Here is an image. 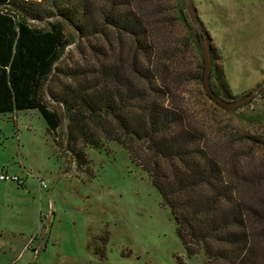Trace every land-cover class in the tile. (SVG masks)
Wrapping results in <instances>:
<instances>
[{"label":"rangeland","instance_id":"1","mask_svg":"<svg viewBox=\"0 0 264 264\" xmlns=\"http://www.w3.org/2000/svg\"><path fill=\"white\" fill-rule=\"evenodd\" d=\"M139 1L154 21L150 87L166 94L156 95L158 101L181 105L207 137L228 147L240 172L256 171L264 179V89L234 111L217 106L199 79L203 64L197 32L184 1ZM189 1L209 42L212 68L223 74L233 97L227 101L240 99L264 81V0ZM33 24L46 27L45 22ZM65 32L73 38L60 59L66 73L75 67L96 69L119 51L118 40L122 58L129 48L133 52L128 39L108 30L106 36L84 38L72 28ZM57 75L53 89L72 84L66 75ZM48 89L45 100L56 108ZM66 132L64 119L55 142L37 110L0 115V175L24 181L23 186L0 181V264H203L201 255L187 256L171 211L123 147L103 142L90 148L75 141V152H65ZM261 185L264 189V180ZM49 203L44 241L33 251L25 241ZM94 237L98 242L106 238L104 258L93 245L87 247Z\"/></svg>","mask_w":264,"mask_h":264},{"label":"trees","instance_id":"2","mask_svg":"<svg viewBox=\"0 0 264 264\" xmlns=\"http://www.w3.org/2000/svg\"><path fill=\"white\" fill-rule=\"evenodd\" d=\"M146 12L139 0H0V115L37 110L55 142L67 119L65 152H75V141L90 148L117 143L171 211L188 257L201 255L203 264H264V179L240 172L228 147L207 137L181 105L158 101L156 95L166 94L150 87L155 36ZM39 22L46 27L34 26ZM66 28L80 38L121 34L133 52L122 58L118 40L119 51L96 69L66 73L59 65L73 42ZM59 73L72 84L53 89ZM46 85L56 108L45 100ZM210 85L233 99L215 68ZM91 240L87 247L104 258L106 238Z\"/></svg>","mask_w":264,"mask_h":264},{"label":"water","instance_id":"3","mask_svg":"<svg viewBox=\"0 0 264 264\" xmlns=\"http://www.w3.org/2000/svg\"><path fill=\"white\" fill-rule=\"evenodd\" d=\"M183 1L186 6L188 15L191 19V22L196 27L198 46L200 49L201 59H202V64H203L201 83H202L204 93L209 98V100L215 103L217 106L227 111H234L238 109L239 107H241L242 105L248 103L262 89H264V81L261 84H259L253 91L249 92L247 95L237 100L227 101L221 98L220 96L216 95L210 85V72L212 69V55L210 51L209 42L202 31V28L199 24L194 7L192 6L189 0H183Z\"/></svg>","mask_w":264,"mask_h":264},{"label":"built area","instance_id":"4","mask_svg":"<svg viewBox=\"0 0 264 264\" xmlns=\"http://www.w3.org/2000/svg\"><path fill=\"white\" fill-rule=\"evenodd\" d=\"M26 174L29 175V173L27 172ZM0 181H11V182H15L16 184L23 186L24 185V181L22 178L16 176V175H9V174H1L0 175ZM39 186L43 187V183L41 181H39ZM51 214V208H50V203L48 206V209L44 212V215L41 216V220H40V228L39 230L35 233L34 237H36V235L40 234V238L43 239V236L45 235V232L48 228L49 222H50V215Z\"/></svg>","mask_w":264,"mask_h":264},{"label":"crops","instance_id":"5","mask_svg":"<svg viewBox=\"0 0 264 264\" xmlns=\"http://www.w3.org/2000/svg\"><path fill=\"white\" fill-rule=\"evenodd\" d=\"M47 198H48V196H46ZM41 220V219H40ZM40 221H38V224H37V226H35L34 227V229H33V232H31V234H30V236H29V238L25 241V245L24 246H26V247H29L31 250H35V251H37L38 249H40V247H41V245L43 244V241H44V237H45V235L43 236V239H41L40 238V234H38V235H36V237L35 238H33L34 237V235H35V233L39 230V226H40ZM2 232H0V237H2ZM31 238V239H30ZM29 239H30V241H29ZM37 243V248L36 249H34V244H36Z\"/></svg>","mask_w":264,"mask_h":264}]
</instances>
